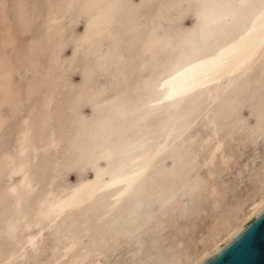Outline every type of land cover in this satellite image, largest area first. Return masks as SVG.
Instances as JSON below:
<instances>
[{
    "label": "bare ground",
    "instance_id": "obj_1",
    "mask_svg": "<svg viewBox=\"0 0 264 264\" xmlns=\"http://www.w3.org/2000/svg\"><path fill=\"white\" fill-rule=\"evenodd\" d=\"M263 208L264 0H0V264H201Z\"/></svg>",
    "mask_w": 264,
    "mask_h": 264
},
{
    "label": "water",
    "instance_id": "obj_2",
    "mask_svg": "<svg viewBox=\"0 0 264 264\" xmlns=\"http://www.w3.org/2000/svg\"><path fill=\"white\" fill-rule=\"evenodd\" d=\"M201 264H264V208Z\"/></svg>",
    "mask_w": 264,
    "mask_h": 264
},
{
    "label": "rangeland",
    "instance_id": "obj_3",
    "mask_svg": "<svg viewBox=\"0 0 264 264\" xmlns=\"http://www.w3.org/2000/svg\"><path fill=\"white\" fill-rule=\"evenodd\" d=\"M17 77H18V76H16V78H15V79H17ZM37 163H39V162H37ZM37 163H35V164H37ZM35 164H33V165H35ZM73 179H74V178H73Z\"/></svg>",
    "mask_w": 264,
    "mask_h": 264
}]
</instances>
